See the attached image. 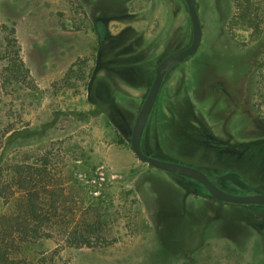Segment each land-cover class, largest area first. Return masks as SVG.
Masks as SVG:
<instances>
[{"label":"rangeland","instance_id":"1","mask_svg":"<svg viewBox=\"0 0 264 264\" xmlns=\"http://www.w3.org/2000/svg\"><path fill=\"white\" fill-rule=\"evenodd\" d=\"M251 1L248 26L246 0H196L200 49L166 75L143 138L240 195L264 194V0ZM192 40L185 0H0L4 159L46 153L109 207L107 247L56 236L30 250L40 264H264V206L217 200L132 148L158 65Z\"/></svg>","mask_w":264,"mask_h":264},{"label":"trees","instance_id":"2","mask_svg":"<svg viewBox=\"0 0 264 264\" xmlns=\"http://www.w3.org/2000/svg\"><path fill=\"white\" fill-rule=\"evenodd\" d=\"M246 1L241 20L252 26L253 2ZM13 138L4 136L1 157ZM1 157L0 264H40L31 251L37 252L42 240L56 236L70 247H107L109 207L89 197L70 167L54 168L53 158L43 152L20 161Z\"/></svg>","mask_w":264,"mask_h":264},{"label":"water","instance_id":"3","mask_svg":"<svg viewBox=\"0 0 264 264\" xmlns=\"http://www.w3.org/2000/svg\"><path fill=\"white\" fill-rule=\"evenodd\" d=\"M185 1L188 5L189 14L192 21V43L187 48L167 56L158 65L156 69V77L140 109L139 115L133 128L131 137L132 148L138 158L148 163L150 166L162 171L169 172L171 174L183 176L200 183L207 189L209 194L217 200L238 205L264 206V194L257 193L240 195L230 193L218 186L211 180L207 173L197 167L155 158L147 155L143 150V138L146 127L156 105L166 75L175 66L185 62L188 58L196 55L202 43L203 27L197 9V2L196 0Z\"/></svg>","mask_w":264,"mask_h":264}]
</instances>
